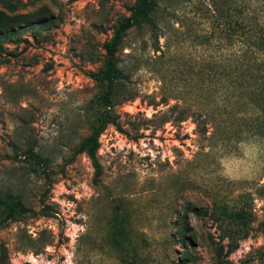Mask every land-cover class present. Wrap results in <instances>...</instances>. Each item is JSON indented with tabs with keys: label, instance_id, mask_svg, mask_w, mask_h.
<instances>
[{
	"label": "rangeland",
	"instance_id": "obj_1",
	"mask_svg": "<svg viewBox=\"0 0 264 264\" xmlns=\"http://www.w3.org/2000/svg\"><path fill=\"white\" fill-rule=\"evenodd\" d=\"M134 1L0 0L20 15L0 35V198L32 209L0 226L5 264H264V136L251 114L223 112L227 125L202 133L169 110L178 87L202 113L228 90L222 68L242 40L228 35L226 0H155L154 27L131 28L117 52L120 126L99 136L98 180L86 153L71 158L98 114L86 71L103 66Z\"/></svg>",
	"mask_w": 264,
	"mask_h": 264
},
{
	"label": "trees",
	"instance_id": "obj_2",
	"mask_svg": "<svg viewBox=\"0 0 264 264\" xmlns=\"http://www.w3.org/2000/svg\"><path fill=\"white\" fill-rule=\"evenodd\" d=\"M226 22L229 36L239 34L242 40V48L239 55L229 57L222 71L229 82L228 90L223 93L219 103L216 99L206 103L205 113L190 110L187 104L192 90L177 88V104L169 107L172 110L177 107V117L173 120L182 122L188 117H193L198 130L202 133L208 127L219 128L229 122L227 117H222L223 112L251 114L244 120L255 127V134L264 136V0H226ZM156 9L155 0H135L129 8L130 13L114 29L110 38L104 42L103 66L96 70H88L86 74L100 87L94 103L97 116L92 130L73 149L71 158L86 153L94 168V181L101 175V165L97 158V150L100 146L99 136L108 124L119 127V122L113 111V95L116 83H122L126 75L120 67L117 52L126 33L133 27H154L152 14ZM237 14V16H235ZM20 15L9 16L0 10V35L7 32L9 27L19 22ZM220 63H213V78H220ZM187 81V80H184ZM134 95H128L133 98ZM256 108V111H255ZM248 116V115H247ZM168 118V117H167ZM169 121V119H165ZM24 154L35 166L43 165L44 159L35 151L33 145L24 149ZM35 170V169H34ZM43 167V171H45ZM32 209L25 207L19 199L14 197L0 198V226L11 220H15ZM239 218L244 217V211L237 212ZM264 229V223H263ZM232 250L229 249V252ZM8 262L5 246L0 242V264Z\"/></svg>",
	"mask_w": 264,
	"mask_h": 264
}]
</instances>
